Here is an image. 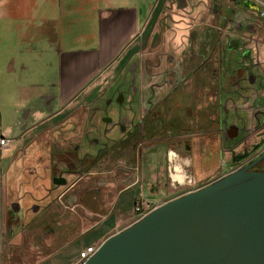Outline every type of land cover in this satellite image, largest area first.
<instances>
[{"label":"crops","instance_id":"1","mask_svg":"<svg viewBox=\"0 0 264 264\" xmlns=\"http://www.w3.org/2000/svg\"><path fill=\"white\" fill-rule=\"evenodd\" d=\"M225 15L212 0H0V264H79L139 219L137 199L149 212L264 150V32L222 35Z\"/></svg>","mask_w":264,"mask_h":264},{"label":"water","instance_id":"2","mask_svg":"<svg viewBox=\"0 0 264 264\" xmlns=\"http://www.w3.org/2000/svg\"><path fill=\"white\" fill-rule=\"evenodd\" d=\"M263 160L264 150L153 208L79 264H264V169L255 168Z\"/></svg>","mask_w":264,"mask_h":264},{"label":"built area","instance_id":"3","mask_svg":"<svg viewBox=\"0 0 264 264\" xmlns=\"http://www.w3.org/2000/svg\"><path fill=\"white\" fill-rule=\"evenodd\" d=\"M246 3L252 5V7H249L246 5ZM212 5L214 7H222L225 16V26L221 27L222 35H227L228 32H230L229 28L227 27V24H236L238 22L244 23V24H251L255 30H259L261 32H264V0H212ZM258 95V93L256 94ZM96 128L91 127L90 132L94 131ZM10 143V139L5 137H0V146L6 147ZM144 149V144L142 139L139 140V142L136 145L135 148V162L133 165V174H136L135 183H137L140 180L139 174L141 172V165H142V153ZM79 169H83L81 166H79ZM184 182H187L189 184H193V180L190 177V174L187 173V170H184ZM179 181V180H177ZM75 184L72 183L68 186L67 190L73 187ZM66 190V191H67ZM65 192H62L58 195V200L62 203H64V196ZM134 211L139 215V219L147 214L146 210L142 206V202L140 199H137L134 203ZM9 234L8 230L5 228L1 232V242H0V251H3L5 247V237H7ZM98 247L90 245L85 247L84 249L80 250L79 259L80 263L87 260L90 256H92Z\"/></svg>","mask_w":264,"mask_h":264},{"label":"trees","instance_id":"4","mask_svg":"<svg viewBox=\"0 0 264 264\" xmlns=\"http://www.w3.org/2000/svg\"><path fill=\"white\" fill-rule=\"evenodd\" d=\"M258 149H259V146H255L251 152H254V151L258 150ZM251 152H248V153L246 152V153H244L242 155H237V156L234 157V160L236 161V163H240L241 161L246 159L251 154Z\"/></svg>","mask_w":264,"mask_h":264},{"label":"rangeland","instance_id":"5","mask_svg":"<svg viewBox=\"0 0 264 264\" xmlns=\"http://www.w3.org/2000/svg\"><path fill=\"white\" fill-rule=\"evenodd\" d=\"M114 106V105H113ZM258 167H262V168H264V160L260 163V164H258Z\"/></svg>","mask_w":264,"mask_h":264},{"label":"bare ground","instance_id":"6","mask_svg":"<svg viewBox=\"0 0 264 264\" xmlns=\"http://www.w3.org/2000/svg\"><path fill=\"white\" fill-rule=\"evenodd\" d=\"M174 166V165H173ZM179 167V166H178ZM174 168V167H173ZM175 171V170H174ZM180 171V170H179ZM174 174V173H173ZM182 174V173H181ZM173 177L177 178V174H174Z\"/></svg>","mask_w":264,"mask_h":264},{"label":"flooded vegetation","instance_id":"7","mask_svg":"<svg viewBox=\"0 0 264 264\" xmlns=\"http://www.w3.org/2000/svg\"><path fill=\"white\" fill-rule=\"evenodd\" d=\"M255 168H257V169H264V168H262V167H258V166H256Z\"/></svg>","mask_w":264,"mask_h":264}]
</instances>
